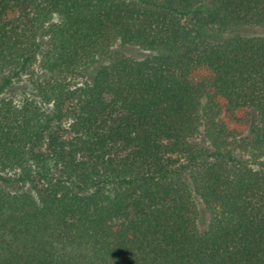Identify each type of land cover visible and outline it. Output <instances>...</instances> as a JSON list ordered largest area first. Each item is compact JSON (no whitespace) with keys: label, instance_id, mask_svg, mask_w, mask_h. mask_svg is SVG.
I'll return each instance as SVG.
<instances>
[{"label":"trees","instance_id":"trees-1","mask_svg":"<svg viewBox=\"0 0 264 264\" xmlns=\"http://www.w3.org/2000/svg\"><path fill=\"white\" fill-rule=\"evenodd\" d=\"M256 29L264 0H0V264H264Z\"/></svg>","mask_w":264,"mask_h":264},{"label":"rangeland","instance_id":"rangeland-1","mask_svg":"<svg viewBox=\"0 0 264 264\" xmlns=\"http://www.w3.org/2000/svg\"><path fill=\"white\" fill-rule=\"evenodd\" d=\"M252 32H254L253 29L244 31L245 34H252ZM255 32L257 34L264 35V29H256ZM128 53L131 54L132 56H134L135 58H142L144 56V53L139 52V51H135L133 49L128 50Z\"/></svg>","mask_w":264,"mask_h":264}]
</instances>
